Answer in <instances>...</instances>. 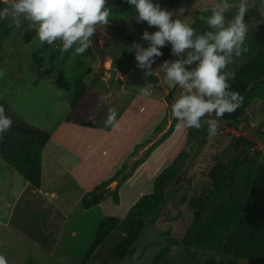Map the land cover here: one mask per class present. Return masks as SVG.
I'll list each match as a JSON object with an SVG mask.
<instances>
[{"label":"rangeland","instance_id":"obj_1","mask_svg":"<svg viewBox=\"0 0 264 264\" xmlns=\"http://www.w3.org/2000/svg\"><path fill=\"white\" fill-rule=\"evenodd\" d=\"M261 1L264 2L246 0L248 11L244 20L248 32L245 46L252 53L256 49L250 44L253 42L251 35L264 41V4L260 5ZM126 3V0H108L111 8L109 23L97 26L92 37L93 46L83 55L74 54L78 46L75 44L68 52H62L60 41L35 54L43 44L37 32L25 41L29 30L36 31L30 21L21 18V27L16 28L10 19L0 20V70L6 73L0 78V99L7 102L16 114L53 134L52 145L56 144L57 133L65 123L79 124L83 130L78 158L84 168L81 176L88 179L75 184L70 179L54 176L48 163L51 159L46 156L44 182L47 187L52 184L55 187L47 193L51 201H42L44 193L25 188L27 180L20 172L16 171L15 182L11 185L9 165L0 157V219L7 222L5 226L0 225V255L5 257L7 264H152L155 259H161L162 264H264L171 242V239H183L192 222L193 210L189 202L203 192L207 183L200 171L207 172L235 136L247 135L264 145L259 137L264 132V99L258 98L249 106V124H230L221 120L215 134L208 132L207 125L199 130L185 128L173 117L170 106L184 94V90L177 86L168 100L172 88L165 82L161 69L165 60L172 62L177 57L154 58L151 65L154 72L146 76L149 69L138 67V61L126 55L127 46L108 34L111 25L141 38L145 31L151 35L158 30L147 22H137L138 13L121 16L113 13L115 8ZM220 3L221 0H190L161 9L175 13L174 19L191 26L199 21V12L211 11ZM227 3L231 7L225 13L226 22L237 15L241 0H227ZM6 6L0 3V10ZM203 24L207 26L205 21ZM121 46H125L124 49ZM259 47L264 49V42L259 43ZM130 53L133 55L134 51ZM247 55L245 52L234 57L228 70L236 75L245 64ZM53 60L55 69L49 72ZM82 74H86L84 80L89 90L85 99L72 108L76 81ZM157 81L159 87L153 88ZM144 87L151 89V95L141 93L140 89ZM112 110L116 113L114 121L128 110L134 122L129 129V149L116 157L109 151L111 141L104 125ZM160 127H164L161 132ZM150 143L149 149L141 152L143 146ZM90 144L99 145L100 155L97 150L89 153ZM253 154L264 163V150L257 153L255 149ZM98 165L100 173L93 176L92 166L96 168ZM171 165L176 167L178 177L163 186L164 197L144 214L145 224L140 236L126 255L123 258L116 255L125 235L123 227L119 226L85 259L101 221L110 215L129 218L131 207L155 190L156 177ZM111 179L116 180L107 186L101 185ZM89 181H96L91 188L99 187L102 200L98 205L84 208L78 194ZM65 219L64 241H60L52 254L44 253L42 247L53 244L50 233L57 232ZM14 229L29 238L20 237L18 240L17 236H12V231L16 233ZM34 241L39 245H34Z\"/></svg>","mask_w":264,"mask_h":264},{"label":"trees","instance_id":"obj_2","mask_svg":"<svg viewBox=\"0 0 264 264\" xmlns=\"http://www.w3.org/2000/svg\"><path fill=\"white\" fill-rule=\"evenodd\" d=\"M190 0H152L153 4L163 6H175ZM264 4L263 1L259 2ZM114 14L133 15L138 13L133 5L128 3L115 8ZM211 11L199 12L198 18L203 15L209 16ZM191 25L197 35L211 31L203 21ZM36 31L31 29L25 36L29 41ZM108 34L118 42L132 48L134 43L142 49L150 46V41L137 37L122 30L117 26H109ZM252 53L248 50L247 60L241 67L235 78L230 80L231 90L243 96V103L231 115L225 114L222 121L230 124L244 122L249 124L247 111L256 99H264V49L259 43L264 42L261 38L252 36ZM195 39V37H194ZM51 45L44 43L35 51V54L48 50ZM125 46H121L124 49ZM252 49V48H251ZM126 55L136 60L134 54L127 52ZM131 50V51H132ZM107 51V49H104ZM163 53L160 60L172 57V45L170 42L160 48ZM55 58V57H54ZM42 63V60L38 61ZM116 64L115 61L113 63ZM191 67H195L193 64ZM55 69L54 60L48 71ZM124 69V68H123ZM86 74H82L76 81L75 96L71 102L74 108L82 102L88 92V85L84 80ZM175 89L169 91L168 100ZM173 103H170V106ZM0 106L5 108V113L12 119L11 130L0 134V157L9 165V174L20 172L33 189H39L42 185L43 151L51 133L37 125H34L16 114L7 102L0 99ZM105 121V119L103 120ZM89 121L88 123H90ZM116 121H113V123ZM86 123L87 125H89ZM103 123V122H102ZM101 126L110 129L112 125ZM94 125V124H93ZM164 127L158 130L161 132ZM264 132L260 138L264 141ZM256 140L247 135L233 137L220 156L209 167L207 172L200 171L207 180L203 192L191 198L189 205L193 210L192 222L186 229L183 239H171L176 245H193L198 249L213 250L219 254L236 256L238 258L264 263V163L253 153L263 151L256 148ZM146 146V145H145ZM255 148V149H254ZM178 177L175 166H167L156 177V188L152 193L144 195L130 209V217L123 219L119 216L110 215L105 217L97 229L95 239L85 257L89 258L106 240V238L119 226L124 229V239L118 245L116 255L123 258L129 249L137 241L145 224L144 214L150 212L164 197V185ZM116 179L103 181L101 185H109ZM99 187L95 186L82 197L84 208H91L101 202ZM117 198V193H114ZM161 259H155L152 264H162Z\"/></svg>","mask_w":264,"mask_h":264},{"label":"clouds","instance_id":"obj_3","mask_svg":"<svg viewBox=\"0 0 264 264\" xmlns=\"http://www.w3.org/2000/svg\"><path fill=\"white\" fill-rule=\"evenodd\" d=\"M7 5L0 10V20L10 19L11 25L20 28L21 18L30 21L36 29L41 44L55 45L61 42L62 52H68L73 45L75 55H83L93 46L92 37L98 25H108L110 5L108 0H3ZM138 12L137 22H147L158 30L151 35L145 31L143 38L150 41V46L142 49L134 43L138 67L148 68L146 76H151L155 57L163 53L160 48L165 42L172 45V54L176 60H167L161 65L165 82L169 88L179 86L184 90L171 105L172 115L182 122L185 128L201 129L207 125L210 134H215L225 114H233L243 103V96L232 91L229 81L235 73L228 70L234 57L248 51L245 39L248 25L245 15L248 11L246 0H241L237 15L226 22L225 13L231 7L227 0L213 7L211 15H201L209 29L202 35L188 23L183 22L175 13L161 9L152 0H126ZM195 37V39H194ZM132 48L128 50L131 51ZM195 64V67H191ZM158 71V70H156ZM0 70V78L5 76ZM153 88L159 87V81ZM62 94L64 93L63 90ZM143 95H151V89H140ZM115 111H110L106 125L115 126ZM214 117V118H211ZM12 119L6 115L5 108L0 106V134L11 130ZM0 264L7 260L0 255Z\"/></svg>","mask_w":264,"mask_h":264},{"label":"crops","instance_id":"obj_4","mask_svg":"<svg viewBox=\"0 0 264 264\" xmlns=\"http://www.w3.org/2000/svg\"><path fill=\"white\" fill-rule=\"evenodd\" d=\"M119 73V72H118ZM158 73V72H157ZM160 82L162 81L161 78L159 79ZM129 111L126 110L122 113V115L116 120L115 126H112L109 130H105V133L108 134V139H110V143L108 145L109 151L116 157L120 156L123 153L125 154L126 150L129 149L128 147L130 146V140L128 138L129 133H130V128H132V125L134 124L133 118L130 117ZM82 128H80V125L75 123V122H68L63 125V128L60 130V132L57 133V142L55 145H52V139H53V134H51V137L49 141L46 143L43 151V166L46 160V156H49L51 159V162H48L51 164L52 167V173H54V176L59 177V178H66L67 180H71L72 183L78 184L84 181L88 180L84 178L83 172L84 168L80 164L79 160V154L81 153V133H82ZM152 143L146 144V146H143L141 152H144L145 150H148L149 147L151 146ZM97 150L98 154L100 155V148L99 145L96 146L95 144H90L88 147V151L91 154L93 151ZM99 159V158H98ZM93 170V176L99 175L100 173V168L99 165L92 166ZM16 172L12 173V180H11V185L14 184L15 182V175ZM99 180V178L97 179ZM96 180V181H97ZM96 181H89V183L85 186V188H82L83 190L78 194L79 199H82V197L90 191L92 186H94ZM74 184V185H75ZM25 188H29L30 185L28 181H26ZM55 185H50L47 187L44 182V177H43V170H42V185L39 189H32L33 192L35 193H44V196L41 197L42 201H51L49 198H47V193L51 190V188H54ZM66 219L64 220V223L62 226L58 227L57 232H53L52 235L50 233L49 237L53 238V244L50 246H47L46 248L42 247V250L46 254H52L59 246L61 243L60 241H64L63 237V228L66 223ZM7 224L3 219H0V225ZM5 226V225H4ZM7 227V226H6ZM16 233L12 231V236H17L18 240H20V237H26L29 238L27 235L23 234L21 231L16 230ZM0 234L2 232L0 231ZM10 234V233H9ZM16 238V237H15ZM34 245H39L36 244V242H33Z\"/></svg>","mask_w":264,"mask_h":264},{"label":"built area","instance_id":"obj_5","mask_svg":"<svg viewBox=\"0 0 264 264\" xmlns=\"http://www.w3.org/2000/svg\"><path fill=\"white\" fill-rule=\"evenodd\" d=\"M0 3H4L3 0H0ZM256 148L263 151L264 150V145H262L261 143H257Z\"/></svg>","mask_w":264,"mask_h":264}]
</instances>
